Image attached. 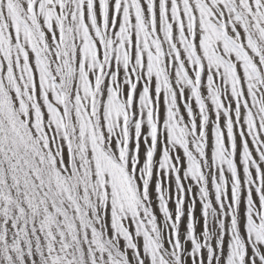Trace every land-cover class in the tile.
I'll return each instance as SVG.
<instances>
[{"label": "snow or ice", "instance_id": "1", "mask_svg": "<svg viewBox=\"0 0 264 264\" xmlns=\"http://www.w3.org/2000/svg\"><path fill=\"white\" fill-rule=\"evenodd\" d=\"M0 264H264V0H0Z\"/></svg>", "mask_w": 264, "mask_h": 264}]
</instances>
